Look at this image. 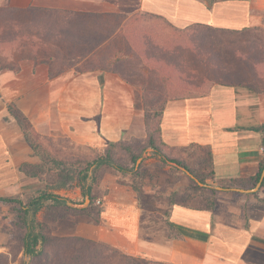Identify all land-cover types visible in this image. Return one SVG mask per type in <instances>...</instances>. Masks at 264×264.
Instances as JSON below:
<instances>
[{
	"label": "crops",
	"instance_id": "crops-1",
	"mask_svg": "<svg viewBox=\"0 0 264 264\" xmlns=\"http://www.w3.org/2000/svg\"><path fill=\"white\" fill-rule=\"evenodd\" d=\"M56 11L100 14L101 23L116 25L110 35L120 38L119 48L123 51L132 48L140 53L135 35H151L155 43L150 44L149 51L159 50L162 57L169 50L182 57L184 45H173L174 37L193 35L185 34L184 29L197 24L233 31L264 30V0H212L211 4L206 0H0V27L8 24L9 19L22 24L24 16L31 12L33 15ZM21 30L15 28L16 32ZM26 50L30 51L16 45L0 46L3 197L44 188L39 177L21 170L23 164L40 163L41 157L34 154L10 105L21 110L36 131L68 137L76 147L85 150L101 151L134 133L139 126L145 129L142 82L126 79L115 71L80 72L73 68L50 77V58L24 56ZM140 60V67H154L153 56L148 59L141 55ZM175 77L171 76L167 83L173 84L179 94L167 96L160 122L167 146L184 158L194 157L192 150H209L216 182L256 175L264 159V145L263 133L253 128L264 124V90L207 77L195 79L184 73ZM54 192L72 198L74 207L80 205L77 201L85 195L79 189ZM260 196L264 198V187ZM104 199L98 222L73 216V234L152 262L264 264V209L260 215L250 213L248 218L239 213L243 218L240 224L209 209L176 202L168 216L175 232L156 237L146 231L147 209L140 205L133 188L114 182ZM230 212L238 213L232 208ZM7 238V233L0 232V255L6 252L2 242Z\"/></svg>",
	"mask_w": 264,
	"mask_h": 264
},
{
	"label": "trees",
	"instance_id": "trees-1",
	"mask_svg": "<svg viewBox=\"0 0 264 264\" xmlns=\"http://www.w3.org/2000/svg\"><path fill=\"white\" fill-rule=\"evenodd\" d=\"M99 16L100 14L97 13L82 12L63 14H59L58 11L54 12V14L37 12L33 15L31 12V14L24 16L22 24L19 22L15 24V19L13 22L9 19L8 24L0 27V32L4 34L0 35V46H20L22 49L30 50H26L24 56L32 55L35 59L38 58V55L49 57L50 77H54L71 68L80 72L105 70L118 72L126 79H131L132 81H140L144 86L143 107L147 132L145 141L139 143L119 140L118 142L110 143L104 152L96 151L90 156L71 155L61 158L53 156L50 149L39 140V134L27 116L14 106H9L11 113L22 127L34 154L42 159L36 165L23 164L21 170L36 177L41 176L40 171L43 169L53 170L52 172L56 171L61 174L70 170L68 174L63 175L56 188L70 189L80 187L83 194L87 192L91 197V203L87 207L82 209L72 207L67 204L65 197L50 191L52 182L49 180L47 181V187L37 190L38 194L28 204L24 203L20 196H0V202H15L18 205L20 222L24 224L26 229L22 238L23 249L33 257L42 255L44 250H39V245L46 246L50 241L43 232V227L39 226L41 229L36 231L34 219L29 224L28 216L31 211L36 215L46 203L47 208H59L64 205L67 210L73 209L77 212L92 213L94 210L97 216L96 221L100 220L99 214L102 209L98 207L97 201H95L96 195L93 193V183L97 177L98 168L104 164H111L119 171L128 172L126 167L131 164L134 165L145 149L152 148V154L156 159L162 161L164 165L169 161H174L188 168L202 182L206 183L209 179L216 182L212 154L209 150L205 148L199 149L198 154L194 158L186 159L178 156L162 139L160 122L163 108L167 102V96L179 94L178 91L175 92L173 84L170 83L168 85L167 83L170 81L171 76H176L175 79H177L184 73L185 76H193L195 79L207 77L210 80L222 83H235L247 85L257 90H264V50H262L261 46L264 45V36H261L264 35V30L249 28L243 31H233L215 28L211 25L197 24L195 27L184 29L185 34L193 33V35L174 37L173 45L176 43L184 45L185 50L182 57L180 54H175V51L170 50L167 53H163L162 57V53L159 50L149 51L151 48L150 44L155 43V41H151V38H153L151 35H135V40L140 45V53L134 52L132 48L127 51L120 50V38L115 37L113 39V35H110L116 30V25L101 23ZM17 26L22 28L20 32L15 31ZM207 29L212 30L213 35L202 32ZM219 31L232 34L229 36L239 37V39H225L226 35H221ZM250 31L255 32V38L250 41L245 38V35H235ZM141 55L147 56L148 59L149 56H153L154 67L147 69L140 67ZM160 58H163V62L160 61ZM188 65L190 66L189 69ZM145 70L147 71L146 73ZM253 129L263 133L264 145V124ZM114 148H118L121 151L114 152ZM148 158L141 163L139 169L133 172L136 177L141 176L143 179L144 173L141 168L144 162L151 161V157ZM50 163L52 164L51 166ZM94 165L93 175L95 176H92L90 182L87 183L90 177L89 171ZM263 167L264 159L261 161L258 173L253 177L216 183L246 188L253 187L258 182ZM192 182L199 190L203 189L214 194L218 192L215 189L200 185L194 179H192ZM86 183L88 184L87 189H85ZM131 186L136 191L139 203L142 206L146 193L142 190L141 184H131ZM261 187H264V181ZM252 194L256 196L257 193L254 192ZM196 198V195H189L187 199L196 201ZM203 202L207 203L197 207L206 208L215 213L216 202L213 197L209 201L205 200ZM175 203L176 201H172L171 207ZM170 209L166 213L167 216H169ZM57 218L58 212L56 211L53 219L57 220ZM166 222L170 227H173L168 218H166ZM76 238L88 243H95L80 236H76ZM125 256L127 257L128 255ZM127 258L136 261L134 264H169L145 259L140 260L137 257L128 256Z\"/></svg>",
	"mask_w": 264,
	"mask_h": 264
},
{
	"label": "rangeland",
	"instance_id": "rangeland-1",
	"mask_svg": "<svg viewBox=\"0 0 264 264\" xmlns=\"http://www.w3.org/2000/svg\"><path fill=\"white\" fill-rule=\"evenodd\" d=\"M202 32L213 35V31L209 29ZM219 33L221 35H226L225 39H239V37H230L229 35L232 34L226 32L223 33L219 31ZM254 33L255 32L250 31L235 35H245V38L250 41L252 38H255ZM139 127L141 128L135 130L134 133L123 137L121 140L126 142L143 143L147 135L146 127L144 130L142 126ZM38 134L39 140L43 143V145L49 148L51 154L57 158L71 155L90 156L94 152L98 151L95 149L85 150L83 148L76 147L68 137L62 136L60 134L51 135L45 132L42 133L40 131ZM104 150L105 148L100 152H104ZM113 151L120 152L121 150L114 148ZM152 151V148L145 149L141 157L137 159L134 165L131 164L126 167L128 172L119 171L111 164H104L98 168L97 177L93 183V191L96 195V201L99 208L102 209L104 207V196L111 189L112 183H124L131 188V184H141L142 190L146 193L142 201V206L147 209V212H145V220L147 222L146 231L150 236L156 237H165L168 234L172 235L175 232L173 227H170L166 222V218H168L166 213L169 211L172 201L187 204L190 203L194 206H201L207 203L203 201H209V199L213 197L216 202L215 213L218 215L221 214L222 217L228 216L230 221H237L240 224L243 223V218H240L239 213H243L246 218H248L250 213H256L257 215L262 213L264 209V198H261L260 196L262 187H260V189L255 192L257 193L256 196H254L252 193H248L249 195H246L247 193L238 194L237 192L219 188H229L234 186L222 185L210 181H206V183L202 182L187 168L200 182H202L201 184L194 179L197 183L205 186L206 188L215 189L218 192L214 194L203 189L199 190L196 188L194 182H192L193 178L190 177L180 167L174 165V161H169L164 165L162 161L156 159V157L152 154ZM179 154L177 155L182 157L181 153ZM190 154L192 156L197 155L198 150H192L190 151ZM149 156L151 157V161L148 160L147 162H144L141 168L144 173L143 179L141 176L136 177L133 172L139 169L141 163H143V161H145V159H147ZM189 158L191 159L194 157H188L186 159ZM51 165L52 164L50 163V166ZM94 167L95 165L90 169V178L95 176L93 175V170L95 169ZM52 171H48L47 169L40 171L41 176L39 179L41 180V184L44 186V188H46L48 183L47 181L49 180L52 182V184H50V191L54 192L64 190L62 188H56V186L60 183L63 175L68 174L70 170L69 172L62 174L60 172ZM87 183L85 185V189L86 186L88 188ZM76 189L82 191L80 187H74L66 190L75 191ZM21 194L22 195L18 196L22 198L24 203L28 204L29 201H31L33 197H36L38 193L34 190L23 191ZM189 195H196V201L187 199ZM62 197H65L67 199V204L72 206L71 204L74 202L72 198L66 196ZM99 199L101 200L100 203H98ZM90 203V194L87 195L85 193L83 197L78 199L77 204L80 205L76 208H85L90 205ZM17 207L18 205L15 202H0V232L8 234L6 241L2 242L7 249L5 250L6 252H1L2 255H0V263L5 261L4 263L6 264H134L136 262L131 258H127L128 256L126 257V254L123 255L124 253L119 249L112 248L101 242L88 243L84 240H79L76 238V235L73 234L74 221H71L73 216H78L80 220L87 219L89 221H96V211L93 210L92 213L77 212L73 209L67 210L66 206L64 205L60 206L59 208H47V203L36 215H34L31 211L28 216L29 224L34 219L36 231L41 229L39 226L43 227V232L50 241V243L46 246L39 245L38 249L44 250L42 255L33 257L32 255L27 254L23 249L22 238L25 235L26 229L24 228V224L20 222L18 215L19 210ZM230 208L238 211V213L230 212ZM56 211L58 212V218L57 220H54L53 216ZM139 259L141 260L142 258Z\"/></svg>",
	"mask_w": 264,
	"mask_h": 264
},
{
	"label": "water",
	"instance_id": "water-1",
	"mask_svg": "<svg viewBox=\"0 0 264 264\" xmlns=\"http://www.w3.org/2000/svg\"><path fill=\"white\" fill-rule=\"evenodd\" d=\"M208 4L212 3V0H206ZM174 165L180 167L182 170H184L190 177H192L193 179H195L197 182L201 183L186 167L179 165L177 162H174ZM264 181V167L262 169L261 175L259 177L258 182L255 184V186H253L252 188H243V187H229V188H225V187H219L221 189H226V190H230V191H238V192H243V193H253L256 192L260 189L262 183Z\"/></svg>",
	"mask_w": 264,
	"mask_h": 264
},
{
	"label": "built area",
	"instance_id": "built-area-1",
	"mask_svg": "<svg viewBox=\"0 0 264 264\" xmlns=\"http://www.w3.org/2000/svg\"><path fill=\"white\" fill-rule=\"evenodd\" d=\"M100 202H101V200L99 199V200H98V203H100Z\"/></svg>",
	"mask_w": 264,
	"mask_h": 264
}]
</instances>
